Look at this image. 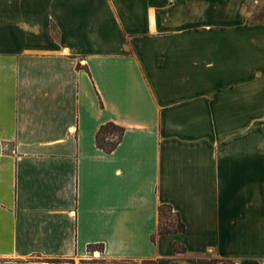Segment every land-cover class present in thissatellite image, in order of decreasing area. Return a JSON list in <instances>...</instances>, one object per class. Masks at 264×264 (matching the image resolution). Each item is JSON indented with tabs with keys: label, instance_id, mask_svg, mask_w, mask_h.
<instances>
[{
	"label": "crops",
	"instance_id": "1",
	"mask_svg": "<svg viewBox=\"0 0 264 264\" xmlns=\"http://www.w3.org/2000/svg\"><path fill=\"white\" fill-rule=\"evenodd\" d=\"M256 1L0 0V264H264Z\"/></svg>",
	"mask_w": 264,
	"mask_h": 264
},
{
	"label": "trees",
	"instance_id": "2",
	"mask_svg": "<svg viewBox=\"0 0 264 264\" xmlns=\"http://www.w3.org/2000/svg\"><path fill=\"white\" fill-rule=\"evenodd\" d=\"M78 68L82 66L78 63ZM124 134V128L114 122H106L99 126L95 134L96 145L104 152H112L120 143ZM185 230V224L181 221L177 212L173 211L169 204H160L158 206V234H169ZM90 247V246H89ZM177 251H183L184 248L174 244ZM58 261V259H55ZM197 264H215V260L197 259Z\"/></svg>",
	"mask_w": 264,
	"mask_h": 264
},
{
	"label": "rangeland",
	"instance_id": "3",
	"mask_svg": "<svg viewBox=\"0 0 264 264\" xmlns=\"http://www.w3.org/2000/svg\"><path fill=\"white\" fill-rule=\"evenodd\" d=\"M248 20L251 22H264V0L251 3L248 8Z\"/></svg>",
	"mask_w": 264,
	"mask_h": 264
},
{
	"label": "built area",
	"instance_id": "4",
	"mask_svg": "<svg viewBox=\"0 0 264 264\" xmlns=\"http://www.w3.org/2000/svg\"><path fill=\"white\" fill-rule=\"evenodd\" d=\"M215 264H239L237 260H225V259H218L215 261Z\"/></svg>",
	"mask_w": 264,
	"mask_h": 264
}]
</instances>
